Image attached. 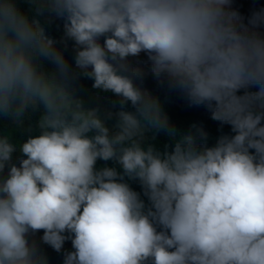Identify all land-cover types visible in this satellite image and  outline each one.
Segmentation results:
<instances>
[{
	"label": "clouds",
	"instance_id": "9594fccd",
	"mask_svg": "<svg viewBox=\"0 0 264 264\" xmlns=\"http://www.w3.org/2000/svg\"><path fill=\"white\" fill-rule=\"evenodd\" d=\"M148 74L231 131L178 137ZM80 78L116 110L75 95ZM0 122V264H49L47 248L62 264H264V8L0 0Z\"/></svg>",
	"mask_w": 264,
	"mask_h": 264
},
{
	"label": "trees",
	"instance_id": "16d2710c",
	"mask_svg": "<svg viewBox=\"0 0 264 264\" xmlns=\"http://www.w3.org/2000/svg\"><path fill=\"white\" fill-rule=\"evenodd\" d=\"M25 10L28 8V4L22 3L21 5ZM233 7H235L243 16L247 17L251 14L253 9L264 8V0H233ZM41 23L44 26L46 33L56 39L59 42V46L65 47L63 42H61V35L63 32L62 21L53 20L49 22L45 17H40ZM72 42L69 41L66 46L65 55L70 62H73V51H72ZM141 59H146V57L141 54ZM45 67L47 70H51L53 65L48 62H45ZM93 81L80 78L75 81L74 89L75 95L84 99L86 104L95 106L100 105L101 110L113 108V101L116 99L112 96L111 93L99 92L92 88ZM144 86L153 92L154 95L159 96L162 101V106L167 113L171 124L177 131V136L187 135L189 133L194 134L192 125H203L204 128L208 131L209 137L208 142L211 145L215 142V139L223 132L229 133L231 131L230 126H224L223 129L220 128L218 122L210 118V114L204 106H189V104L177 94H168L166 91L157 84V81L151 74H148L144 79ZM118 107V106H117ZM113 110H116L113 108ZM129 110H132L131 105H129ZM39 112H36L32 115V122L35 123L39 119ZM6 125L0 122V130H3ZM31 134H37L33 132ZM28 133H16L18 140L22 142L23 139H26ZM171 138L164 134L160 133L154 142L158 147L163 148L164 144L168 142ZM197 142H199V137H196ZM20 153L15 154L16 157H19ZM103 162L98 161V166H102ZM132 187L137 191H141L140 185L138 183H133ZM42 235V232H41ZM65 250H71L72 245L71 241H66ZM49 256V264H62L63 253H57L51 248H47Z\"/></svg>",
	"mask_w": 264,
	"mask_h": 264
}]
</instances>
